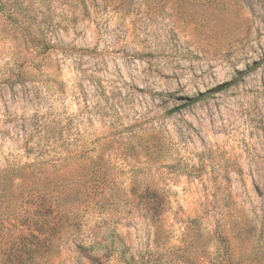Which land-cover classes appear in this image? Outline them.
I'll list each match as a JSON object with an SVG mask.
<instances>
[{
	"label": "rangeland",
	"instance_id": "374dc122",
	"mask_svg": "<svg viewBox=\"0 0 264 264\" xmlns=\"http://www.w3.org/2000/svg\"><path fill=\"white\" fill-rule=\"evenodd\" d=\"M47 177L49 264H264V0H0V213Z\"/></svg>",
	"mask_w": 264,
	"mask_h": 264
},
{
	"label": "trees",
	"instance_id": "16d2710c",
	"mask_svg": "<svg viewBox=\"0 0 264 264\" xmlns=\"http://www.w3.org/2000/svg\"><path fill=\"white\" fill-rule=\"evenodd\" d=\"M233 82H227L215 90H222L229 87ZM206 95L204 93L200 97L193 99L194 103ZM100 161L93 160L89 165V173H82L88 175L89 181L93 182L95 187H103L101 194L106 191L107 184L103 183L107 178L108 169L105 166L97 167ZM85 175V176H86ZM51 183L49 177L45 178L40 184L41 190L38 193V202L36 209L33 211V216L24 220L19 219L18 216H10L5 213H0V264H49L51 251L57 247L55 244L58 231L60 227L61 218L50 221V214L52 207L47 205L48 200L53 197L55 188L48 189V184ZM20 186L22 184H19ZM38 185V189H39ZM60 196L59 193H57ZM34 204H29L31 208ZM26 211L28 209L26 208ZM59 213L64 214L63 211L58 210L55 217ZM227 256L230 257L231 251L227 247ZM251 264V263H250Z\"/></svg>",
	"mask_w": 264,
	"mask_h": 264
}]
</instances>
